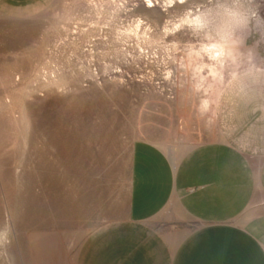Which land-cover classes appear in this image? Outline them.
Listing matches in <instances>:
<instances>
[{
	"label": "rangeland",
	"instance_id": "1",
	"mask_svg": "<svg viewBox=\"0 0 264 264\" xmlns=\"http://www.w3.org/2000/svg\"><path fill=\"white\" fill-rule=\"evenodd\" d=\"M20 1L0 16V264H77L89 235L127 217L134 142L175 156L218 141L230 81L193 93L174 65L165 80L143 29L126 32L162 21L143 0ZM247 46L264 68V40Z\"/></svg>",
	"mask_w": 264,
	"mask_h": 264
},
{
	"label": "crops",
	"instance_id": "2",
	"mask_svg": "<svg viewBox=\"0 0 264 264\" xmlns=\"http://www.w3.org/2000/svg\"><path fill=\"white\" fill-rule=\"evenodd\" d=\"M21 2L0 0V16ZM215 121L218 141L180 155L134 142L127 217L89 235L77 264H264V76L228 82Z\"/></svg>",
	"mask_w": 264,
	"mask_h": 264
},
{
	"label": "clouds",
	"instance_id": "3",
	"mask_svg": "<svg viewBox=\"0 0 264 264\" xmlns=\"http://www.w3.org/2000/svg\"><path fill=\"white\" fill-rule=\"evenodd\" d=\"M145 7L159 8L163 19L153 26L137 16L129 23L127 34L141 36L142 49L163 67L165 80L174 65L184 73L193 93L206 95L213 82L225 78L236 82L264 76V68L253 60L246 39L257 34L264 40V0H143ZM118 70V69H117ZM208 99L201 98L197 112L204 115Z\"/></svg>",
	"mask_w": 264,
	"mask_h": 264
}]
</instances>
